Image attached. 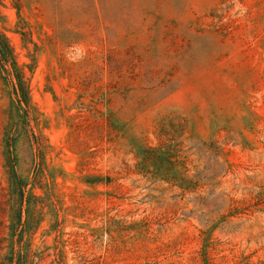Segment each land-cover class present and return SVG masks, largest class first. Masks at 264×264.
Returning a JSON list of instances; mask_svg holds the SVG:
<instances>
[{
  "label": "rangeland",
  "instance_id": "374dc122",
  "mask_svg": "<svg viewBox=\"0 0 264 264\" xmlns=\"http://www.w3.org/2000/svg\"><path fill=\"white\" fill-rule=\"evenodd\" d=\"M0 29L32 106L11 155L0 78V264H264V0H0Z\"/></svg>",
  "mask_w": 264,
  "mask_h": 264
},
{
  "label": "trees",
  "instance_id": "16d2710c",
  "mask_svg": "<svg viewBox=\"0 0 264 264\" xmlns=\"http://www.w3.org/2000/svg\"><path fill=\"white\" fill-rule=\"evenodd\" d=\"M0 78L3 83L10 87V106L7 110L9 124L7 126V138L11 141L9 154L14 153V146L22 133L30 130L32 106L27 81L24 73L18 65L14 50L8 37L0 29ZM10 191L12 194L18 193L22 197L25 183L18 175L15 164H11L9 171ZM21 199V198H20ZM24 255H21V260ZM12 263V259H10ZM24 264V260L20 262Z\"/></svg>",
  "mask_w": 264,
  "mask_h": 264
}]
</instances>
